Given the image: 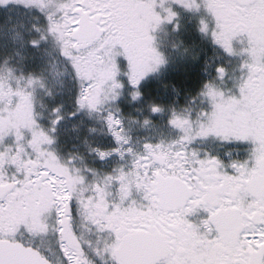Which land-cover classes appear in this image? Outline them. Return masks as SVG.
<instances>
[{"label":"snow or ice","instance_id":"1","mask_svg":"<svg viewBox=\"0 0 264 264\" xmlns=\"http://www.w3.org/2000/svg\"><path fill=\"white\" fill-rule=\"evenodd\" d=\"M15 2L45 17L48 35L79 81L77 111L89 115L118 101L125 86L121 75L135 100L142 96V81L167 63L153 33L163 24L179 30V13L172 4L194 12L203 9L199 31L225 53L244 58L235 94L206 81L200 95L210 111L193 120L173 110L168 123L181 135L169 143H145L143 154L125 147L130 137L119 108L108 111L104 121L117 147L95 151L102 160L128 153L132 166L90 182L48 147L55 127L44 130L34 110L33 91L44 86L42 79L29 75L27 87L33 91L13 88L10 80L23 77L3 70L0 264H264V0ZM8 3L0 0V5ZM241 37L246 46L237 52L233 41ZM31 43L37 46L38 41ZM215 71L220 81L228 75L223 65ZM52 111L56 125L63 119L60 106ZM151 111L162 109L153 105ZM24 130L30 133L27 140ZM9 135L13 145L4 144ZM208 136L247 142L249 155L225 164L218 156L201 157L189 148ZM201 210L206 216L198 223L189 219ZM78 219L95 241L79 234Z\"/></svg>","mask_w":264,"mask_h":264},{"label":"rangeland","instance_id":"2","mask_svg":"<svg viewBox=\"0 0 264 264\" xmlns=\"http://www.w3.org/2000/svg\"><path fill=\"white\" fill-rule=\"evenodd\" d=\"M171 6L179 13L180 27L178 31H173L172 25L163 24L153 33L156 47L163 53L167 63L142 81L139 90L144 94L135 100L132 99L133 90L128 86L127 78L121 75L120 79L125 86L118 101L104 105L99 113L89 115L86 110L77 111L75 99L80 89L79 81L68 62L60 55L54 39L48 35L45 17L35 9L19 5L15 0H9L7 5H0V73L10 68L14 77H23L18 82L17 79L10 80L13 88L27 87L29 75L42 79L43 87L36 85L34 91L30 87H27V90L33 91L35 118L38 124L46 131L55 127V132H50L54 142L48 147L62 160H65L66 150L76 147V144L83 145L88 140L104 137L101 132L91 134L90 131L107 128L104 116L108 111L119 108L118 115L121 118L125 113L123 111H130L134 116L143 117L142 124L160 123L164 116L168 117L165 119L168 121L171 111L165 114L163 110L153 113L151 109L153 105H159L162 109L161 102L164 100L161 92L165 94L171 88L178 103L177 111L175 108L173 110L189 114L195 120L199 112L210 111L207 99L200 95L206 81H212L226 90L235 83L236 76L233 74H240L238 66L244 57L225 53L213 43L210 36L199 31V19L205 15L203 9L194 12L179 5ZM242 39L241 37L233 41L237 52L246 46V40L241 43ZM32 40L38 41L37 46L32 45ZM217 65H223L228 71L224 81L216 78ZM121 67L126 71V61L122 59ZM168 74L180 78L178 85L174 82L170 87L171 82L166 83L162 79ZM57 106H60L58 114L63 119L53 125L52 121L57 113L52 109ZM74 112L76 115H71ZM146 120L148 123H145ZM122 122L123 127L130 125L127 120L122 119ZM24 135L25 140L30 138L27 130H24ZM4 144L13 145L14 136L6 137Z\"/></svg>","mask_w":264,"mask_h":264},{"label":"flooded vegetation","instance_id":"3","mask_svg":"<svg viewBox=\"0 0 264 264\" xmlns=\"http://www.w3.org/2000/svg\"><path fill=\"white\" fill-rule=\"evenodd\" d=\"M170 75L171 74H168V76L162 77V79H169L172 81L173 76ZM233 75L238 77L240 74L235 73ZM171 84L173 83H169L170 87H172ZM169 89L170 90L165 94L161 92V97L163 96L164 100L161 102L162 110L163 112L165 111L164 114L170 111V113H172L174 108L175 110L178 108V103H176L177 100L174 99V95L172 94L173 91L171 88ZM229 90L233 94L237 92L235 83L229 87ZM191 101L193 102L192 99ZM170 113L168 115H170ZM193 115L194 114L192 113V116ZM167 118L168 117L164 116L163 121L160 123L139 124V126L128 125L124 127L125 134L130 137L129 144L125 145V147H131L134 152L143 154V146L145 143L156 144L160 141L169 143L175 140L179 135H181V133L178 129L169 125L168 121H165ZM96 132H101L104 137L98 138L97 140H88L83 145L76 144V147H71L66 150L65 161H68L71 166L81 169L82 173L86 176V182H90L93 179L103 177L107 174H114L115 169L119 167H124L125 170H127L132 166V156L128 153H126L123 158H121L117 153H112L103 160L100 159L95 149L110 151L111 149L117 147V144L112 135L108 132L107 128L90 131L91 134H96ZM92 143L95 144L92 145ZM250 147L251 145L247 142H224L214 136L197 138L189 145V148L198 151L201 157L205 154L218 156L225 162V164L232 159H246L249 155ZM10 171H14V169H10ZM228 171H231V169H228ZM93 173H95V175ZM117 188L118 184L114 183L111 188L113 194H115ZM205 216L206 213L201 210L190 216L189 219L198 223L199 220ZM75 226L83 239H92L95 241L96 237L94 235H90L82 220L78 219ZM104 239H107V235L104 236Z\"/></svg>","mask_w":264,"mask_h":264},{"label":"trees","instance_id":"4","mask_svg":"<svg viewBox=\"0 0 264 264\" xmlns=\"http://www.w3.org/2000/svg\"><path fill=\"white\" fill-rule=\"evenodd\" d=\"M179 79L180 78L178 76L173 75L172 81L169 80V79H164V80L166 81V83H168V82L174 83L175 82V84L178 85L177 81ZM188 81H189V77L187 79V82ZM142 94H144V92H142ZM123 112H125V113H123V117L121 119H123L125 121L127 120L130 125L139 126V124H142L143 123V117H141V116H134V115L131 114L130 111H123ZM133 121L136 122V123L134 124Z\"/></svg>","mask_w":264,"mask_h":264}]
</instances>
